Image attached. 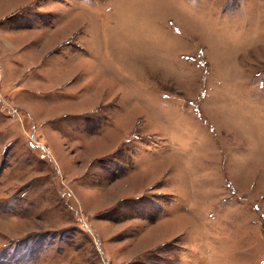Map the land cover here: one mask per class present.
I'll use <instances>...</instances> for the list:
<instances>
[{
  "label": "rangeland",
  "instance_id": "1",
  "mask_svg": "<svg viewBox=\"0 0 264 264\" xmlns=\"http://www.w3.org/2000/svg\"><path fill=\"white\" fill-rule=\"evenodd\" d=\"M0 264H264V0H0Z\"/></svg>",
  "mask_w": 264,
  "mask_h": 264
}]
</instances>
